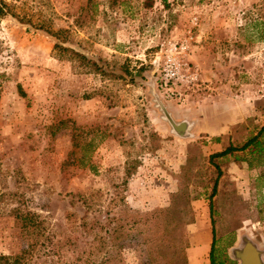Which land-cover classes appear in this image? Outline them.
Masks as SVG:
<instances>
[{
	"label": "rangeland",
	"instance_id": "rangeland-1",
	"mask_svg": "<svg viewBox=\"0 0 264 264\" xmlns=\"http://www.w3.org/2000/svg\"><path fill=\"white\" fill-rule=\"evenodd\" d=\"M6 1L101 70L0 17V254L35 212L70 259L188 264L214 239L213 264H264V151L210 159L264 126V0ZM183 40L202 83L178 101L153 60Z\"/></svg>",
	"mask_w": 264,
	"mask_h": 264
},
{
	"label": "trees",
	"instance_id": "trees-1",
	"mask_svg": "<svg viewBox=\"0 0 264 264\" xmlns=\"http://www.w3.org/2000/svg\"><path fill=\"white\" fill-rule=\"evenodd\" d=\"M2 16H11L15 18L18 22L32 26L34 29H43L52 37L56 38L58 41L54 44V49L59 51H68L78 58L84 60L88 64H91L94 69L101 70L98 64L94 60H90L83 53L74 50L68 46H64L67 41V30L60 28L53 30L49 26H46L42 23L34 24L31 22L30 18L27 15H22L20 12H17L14 7L8 3L6 0H0V17ZM257 38L260 41H264V28L258 33ZM140 69H143L140 67ZM23 95V94H22ZM264 126L261 127L259 132L251 137H249L242 145L240 146H227L224 150L216 152L210 156V159L215 157H221L228 154L236 155L239 151H249L250 153H261L264 151ZM218 141L219 138H216ZM74 145H77L75 143ZM135 167V166H134ZM217 182H215L213 191L215 190ZM211 204L209 206L211 210ZM19 227L27 238V244L25 247L21 248L16 253H2L0 254V264H48L51 262V259L54 255H58V258L62 261L61 264H100L104 257L100 259L98 256H95L94 252L89 251L87 256L84 258L82 256L75 255L70 259L73 253L72 241L70 239H61L53 235H48L45 231L46 225L45 221L35 212H23L18 216ZM214 239L210 244L209 259L210 263L213 264V251H214ZM69 253V254H68ZM221 264H225V261L221 259ZM228 264H234V262L229 261Z\"/></svg>",
	"mask_w": 264,
	"mask_h": 264
},
{
	"label": "built area",
	"instance_id": "built-area-1",
	"mask_svg": "<svg viewBox=\"0 0 264 264\" xmlns=\"http://www.w3.org/2000/svg\"><path fill=\"white\" fill-rule=\"evenodd\" d=\"M155 85L162 95L178 101L202 83L197 66L190 61L187 40L165 44L153 60Z\"/></svg>",
	"mask_w": 264,
	"mask_h": 264
},
{
	"label": "crops",
	"instance_id": "crops-1",
	"mask_svg": "<svg viewBox=\"0 0 264 264\" xmlns=\"http://www.w3.org/2000/svg\"><path fill=\"white\" fill-rule=\"evenodd\" d=\"M210 245L204 246L199 252L192 251V257L189 256L188 264H211L209 259ZM208 254V258H205V254Z\"/></svg>",
	"mask_w": 264,
	"mask_h": 264
},
{
	"label": "water",
	"instance_id": "water-1",
	"mask_svg": "<svg viewBox=\"0 0 264 264\" xmlns=\"http://www.w3.org/2000/svg\"><path fill=\"white\" fill-rule=\"evenodd\" d=\"M184 123H181V125H176V128H180L181 130H182V128L184 129V126L186 125V122H184ZM249 253L251 255H249ZM255 257H256V250H255V248L252 245H250V244L246 245V247H245V249L243 251L242 260H244L246 262H249V260L251 258L255 259Z\"/></svg>",
	"mask_w": 264,
	"mask_h": 264
},
{
	"label": "bare ground",
	"instance_id": "bare-ground-1",
	"mask_svg": "<svg viewBox=\"0 0 264 264\" xmlns=\"http://www.w3.org/2000/svg\"><path fill=\"white\" fill-rule=\"evenodd\" d=\"M249 255H251L250 253H249ZM255 259H253V258H251L250 260H249V262H253Z\"/></svg>",
	"mask_w": 264,
	"mask_h": 264
}]
</instances>
